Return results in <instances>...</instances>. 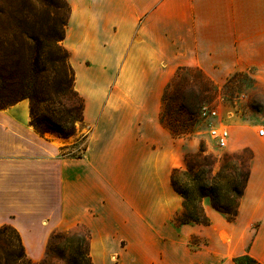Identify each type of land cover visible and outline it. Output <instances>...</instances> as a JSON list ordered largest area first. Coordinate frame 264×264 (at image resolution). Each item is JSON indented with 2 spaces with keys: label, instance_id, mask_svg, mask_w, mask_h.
I'll use <instances>...</instances> for the list:
<instances>
[{
  "label": "crops",
  "instance_id": "0c3cea01",
  "mask_svg": "<svg viewBox=\"0 0 264 264\" xmlns=\"http://www.w3.org/2000/svg\"><path fill=\"white\" fill-rule=\"evenodd\" d=\"M65 41L74 60L91 62L88 71L77 67L79 89L87 94L84 121L93 125L85 154L61 155L62 138L37 132L25 112L14 113L15 106L0 110V226L17 231L27 257L41 260L54 230L84 224L90 227L93 264H109L116 233L127 237L123 264H135L130 259L138 252L148 254L145 264H238L235 258L243 255L264 264V184H256V177L245 185L234 219L209 207L208 224L167 229L164 237L146 224L118 232L107 172L112 167L107 158L115 154L113 124L131 134L121 155L176 154L158 114L163 89L178 68H198L218 83L253 68L264 83V0H90L88 10L75 5ZM225 110L228 120L218 108L229 131L223 149L250 148L253 172L260 173L262 138L240 134L237 109ZM104 131L107 142L99 147ZM152 220L159 226L161 214ZM253 222L260 223L254 236ZM194 234L208 243L190 246Z\"/></svg>",
  "mask_w": 264,
  "mask_h": 264
},
{
  "label": "rangeland",
  "instance_id": "374dc122",
  "mask_svg": "<svg viewBox=\"0 0 264 264\" xmlns=\"http://www.w3.org/2000/svg\"><path fill=\"white\" fill-rule=\"evenodd\" d=\"M76 4L88 10L90 0H0V9L13 12L16 18L21 20L18 23L15 21L17 24L10 22L8 25L4 21L0 24L4 28L10 27L15 36L9 35L11 41L16 42L22 36L18 33L22 30L36 33L40 29L46 32L48 28L64 36L58 42L60 50L56 52L57 57L64 61L59 62L60 67L49 68L39 78L40 96L36 97L33 103L24 98L11 106H15L14 113L17 115L25 112L29 116V122L38 121L40 134L49 133L62 138L65 144L60 152L67 158L82 157L85 154L93 130V125H87L84 121L87 94L80 91L77 82V67L88 71L91 62L89 59L74 60L65 41ZM32 22H35V26L31 25ZM253 71V68L237 71L223 83L215 82L195 67H180L175 71L163 89L158 120L171 135L160 121L161 112L166 114V109L162 106L163 94L171 83L167 100L171 99L176 106L181 105L184 109L179 111L180 115L176 111L166 115V118L173 121L180 119L175 126L179 134L171 135L172 144L177 148L176 154H155L139 158L121 155V149L130 146L131 134L121 133V126H111L115 137V154L107 158L112 164L107 172L108 180L111 179V184H114L111 211L118 232L128 234L146 224V227L158 229L165 237L167 229L177 231L183 225L208 224L205 209L209 207L227 218L234 219L245 185L250 184L253 177H256V184H264V157L261 159V172L254 173L253 150L237 147V152H234L230 146L227 149L218 148L208 134V122L199 116L201 107L212 106L219 108L228 120L225 109L234 107L237 109L240 134L245 136L255 133L258 126L264 124V83L253 76ZM121 99L119 96L115 100ZM101 101L105 102V94ZM31 109L34 117H31ZM188 113H193V116ZM103 127L106 129L107 126ZM70 129L73 130L70 136L63 137L59 134ZM257 140L258 149L264 152V138ZM106 142L104 131L97 146L104 147ZM98 159L99 163L105 164V157ZM153 184L158 187L153 188ZM153 196L158 197L159 206L156 205V208ZM154 213L161 214L162 222L159 226H155L156 223L152 220ZM3 225L12 227L9 224H2L0 227ZM259 225V222H253L252 236ZM89 228L88 225L80 224L60 230L67 233L66 242L59 240L56 247L62 251L66 250V256L77 247L88 251ZM2 237V245L7 243L12 251H19L16 234L12 229L7 228ZM113 239L117 247L108 256L109 264H123L121 256L127 251V237L116 233ZM188 242L194 248H203L208 239L194 234L189 237ZM147 256V253L138 252L135 258L130 260L135 264H145ZM3 258L4 254L0 251L1 264H4ZM244 258L239 256L235 261H240V264H254L251 259ZM54 261L55 264H63V261L57 258Z\"/></svg>",
  "mask_w": 264,
  "mask_h": 264
},
{
  "label": "trees",
  "instance_id": "16d2710c",
  "mask_svg": "<svg viewBox=\"0 0 264 264\" xmlns=\"http://www.w3.org/2000/svg\"><path fill=\"white\" fill-rule=\"evenodd\" d=\"M2 21L8 25L11 24L10 22H21L13 12L0 9V24ZM31 25L35 26V22H32ZM46 29V32H42L40 29L36 33L22 30L18 32L22 36L16 42H13L9 39V35L12 34L10 27L4 28L0 26V110L8 108L24 98H28L33 103L34 99L40 96L39 78L49 68L54 69L55 67H60V63H63L64 60L57 57L56 52H59L60 46L58 42L64 36L59 32L55 33L48 28ZM13 37L15 36L13 35ZM170 85L171 83L168 84L163 94L162 106H164V110L166 109V114H162L161 112L160 121L170 131L172 136H176L179 133H177L175 126L180 122V119L177 118L173 121L166 118V115L173 113V111L178 112V115H180L179 111L184 109L181 108V105L176 106L171 99L167 100ZM188 114L189 116H193V113ZM31 117H34L32 109ZM30 124L37 132H41L38 129V121L32 120ZM59 134L67 137L73 134V130L70 129L64 133L59 132ZM228 219L231 220L230 218ZM7 228L12 229L16 234L19 245L18 252L12 251L10 247L8 248L7 243L6 245H2L4 243L2 236L5 234ZM66 234L64 231L54 230L49 236L41 260L34 262L26 256L17 231L13 227L3 225L0 227V251L4 254V264H55V258L62 260L63 264H93L89 252L81 250L80 247L73 249L67 256L66 250L62 251L56 247V243L58 244L57 241L64 240L66 242ZM242 257H245L244 259H251L254 264H260L247 255ZM237 263L240 264V261H237Z\"/></svg>",
  "mask_w": 264,
  "mask_h": 264
},
{
  "label": "built area",
  "instance_id": "2783aa9c",
  "mask_svg": "<svg viewBox=\"0 0 264 264\" xmlns=\"http://www.w3.org/2000/svg\"><path fill=\"white\" fill-rule=\"evenodd\" d=\"M199 116L208 122V134L214 140L216 146L223 149L227 146L229 131L220 122L219 111L216 107L203 106L199 110ZM256 135L264 138V124H260L256 129Z\"/></svg>",
  "mask_w": 264,
  "mask_h": 264
}]
</instances>
